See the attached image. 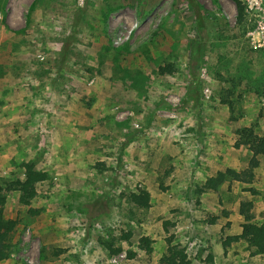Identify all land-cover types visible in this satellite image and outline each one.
Here are the masks:
<instances>
[{
    "label": "rangeland",
    "instance_id": "obj_1",
    "mask_svg": "<svg viewBox=\"0 0 264 264\" xmlns=\"http://www.w3.org/2000/svg\"><path fill=\"white\" fill-rule=\"evenodd\" d=\"M189 1L0 0V109L7 104L15 108L23 101L52 117L50 110L63 107L66 96L74 107L84 109L100 107L106 99L108 115L90 111L88 122L93 128L113 126L114 143L127 145L131 130L143 128L140 114L135 113L139 107L150 114L153 127H167L164 137L170 143L177 145L183 139L182 148L191 157L187 174L190 170L195 174L189 183L193 190L198 189L193 177L215 174L206 162L222 171L242 170L251 152L235 147L236 130L254 126L264 135V46L253 43L249 35L264 19V0L262 10L255 5L250 9V0H241V20L234 0H194L203 19L202 31ZM164 64H172L175 71L159 75L157 69ZM225 90L231 91L232 112L220 101L227 96ZM87 136L96 134L89 131ZM205 143L216 145L205 147ZM6 159L0 160V184L22 179V164L30 163L19 156ZM174 159L169 155L154 162L156 192L180 185L175 175L184 173L183 164ZM100 164H89L88 173L108 179L89 181L80 196L70 194L75 185L65 183V170L55 164L45 170L47 181L36 184L38 191L29 207L13 199L16 191L7 193L4 212L17 224L9 257L1 264H161L167 235L160 227L152 228L150 254L138 247L140 236L147 232L148 210L134 207L128 199L143 188L133 162L124 157L104 163L105 168ZM254 174L245 185L227 181V193L222 190L214 211L211 205L207 210L192 205L184 219L188 226L176 224L179 211L168 212L171 243L184 249L189 264H264V255L251 256L245 241L226 249L221 244L232 236L231 223L225 219L236 210L238 199L251 201L254 221L264 222V155L259 156ZM111 183L112 208L107 214L98 215L95 205L86 210L79 205L94 198L92 189L102 192ZM194 199L192 194L184 198ZM29 208L38 213L31 214ZM128 232L131 237L122 239ZM111 239L113 248L121 249L115 255L101 245ZM129 253L134 256L129 258Z\"/></svg>",
    "mask_w": 264,
    "mask_h": 264
},
{
    "label": "crops",
    "instance_id": "obj_2",
    "mask_svg": "<svg viewBox=\"0 0 264 264\" xmlns=\"http://www.w3.org/2000/svg\"><path fill=\"white\" fill-rule=\"evenodd\" d=\"M107 97H110V95ZM105 100L106 99H103L101 101L100 107L95 108L94 106L91 109H84L82 107H74L72 99L70 100L66 96L63 100V107L50 110L54 115L52 117H48L50 113L45 114L46 112L43 113V110H40L36 106L23 104V101L15 108L7 104L4 108L0 109V160L3 161L5 159V161H8L6 157L11 159L14 156H19V159H29L30 162H34L36 166L41 165V171L43 172L52 169L55 164L57 167L65 170V175L67 176L65 183L72 187L75 185L73 188H70V194L73 196L83 195L84 189L89 181L93 183L94 181L100 182L108 179L107 176L103 177L101 174H98V176H91L88 173V165L92 162L98 161L101 163L100 166L105 168L104 163L108 165L113 159L122 161L125 157L131 160L133 162L132 166L136 171L135 177L139 176L138 180H143L141 181L143 184L142 190L147 191L150 196L149 206L142 209L148 210L146 224L147 232L144 235L151 240L155 238L152 233V228L157 226L162 230V222L168 220L166 216L170 211H179L177 216H175V222L179 226H188L184 219L188 211L191 212L192 205L195 208L199 206L204 210H207L208 206L211 205L213 208L210 210L214 211V205L218 204L219 195H221L223 189H226L225 193H227L225 184L229 183H226V181L216 190L208 189L199 192L198 189H200L206 179L212 176V173L209 172L204 177L200 175H197L198 178L193 177L194 183L197 184L198 189L197 187L194 190L190 188L191 186L189 183L191 176L195 174L191 173V170L189 174H187V165L188 162L191 161V157L188 156L185 149L182 148L184 145L183 139L180 140V143L177 145L170 143L169 140L164 137L167 132V127H161L160 124L153 127L152 123L155 122L152 121L150 114L141 108L138 109L139 107L135 113L138 112L140 114L139 118L141 119L143 128L138 131L131 130L127 145H116L114 143L115 132L113 126H105L104 124L98 128H93L95 126L88 122V116H86L90 111L99 112L100 110H102L100 114L108 115L109 112L108 110L105 111L104 107ZM44 116L46 117L44 118ZM198 129L200 128L198 127ZM154 130H160L162 132L161 135L155 134ZM183 130L184 128L180 129V131ZM89 131H93L96 136L89 138L87 136ZM196 131L197 130H195V133ZM204 131H209V129L207 128ZM137 132L140 133L137 134ZM211 145H216V143H207V146ZM127 146L129 148H127ZM204 146L207 147L206 143ZM217 148L218 146L213 149L214 152L217 151ZM115 149L117 150L113 152ZM169 155L174 157L176 162H182L183 164L182 168L184 173L174 174L176 179L180 180V185H177V188H171L170 191L165 188V191L160 192L159 190L156 192L153 189V164L158 160L164 158L168 159ZM208 155L210 157L212 154L210 153ZM140 165H143V167L141 168ZM205 165L209 171H214V173L222 171L218 166H215L214 163L206 162ZM43 166L45 168H43ZM160 178L162 179V176H160ZM154 179H156V177ZM45 181H47V178L42 182ZM112 183L110 186L104 185L105 187L102 192L98 191L97 193L95 189H92L91 192L94 193V198L92 197L90 201L88 199L82 200L79 205L82 206L84 210H86L87 206L95 205L96 208H98V215L100 213H102V216L107 214L112 208L110 201L112 193L110 194L109 192ZM239 183L245 185L242 182ZM36 190L38 191V188H36ZM138 190L133 191V193H138ZM190 194L195 197L194 201L184 200L185 196ZM18 196V192L16 196H13V199H16L17 203H19ZM239 201L238 199V201L234 203L236 210L230 213L225 219V221L231 223L230 234L232 235H237L241 232L240 226L244 222L243 217L238 212ZM192 202H194V204H192ZM131 205L136 208H141L132 202ZM159 215H162V217L157 221ZM235 223H239L240 226L234 227ZM206 226L211 227V224H206ZM102 247L104 248V246ZM104 249L102 251H104ZM71 251L73 250L71 249Z\"/></svg>",
    "mask_w": 264,
    "mask_h": 264
},
{
    "label": "trees",
    "instance_id": "obj_3",
    "mask_svg": "<svg viewBox=\"0 0 264 264\" xmlns=\"http://www.w3.org/2000/svg\"><path fill=\"white\" fill-rule=\"evenodd\" d=\"M238 10V19L241 20L244 14V5L241 0H234ZM193 8L196 26L199 31L204 28L203 19L198 10V6L194 0L189 1ZM175 71L172 64H164L158 67L157 72L159 75H170ZM226 91V90H225ZM227 96L220 99L222 104H226L229 110L233 111V104L228 98L231 95V91L227 90ZM235 120L230 116V121ZM237 139L235 141V147L244 146L250 152L251 156L242 170H235L232 168H225L223 171H217L214 175L206 179L203 185L198 189L199 192L204 190L218 189L226 181H238L242 183H251L254 179V170L259 165V156L264 155V135H260L256 132L254 126H244L236 130ZM23 178H15L4 180L0 184V264L2 261L9 257L11 251V237L15 230L17 221L15 219L8 218L5 215V205L7 203V193L10 191L18 192V201L21 205L29 207L31 200L36 196V184L44 181L47 178V174L39 169H36L32 162L23 163ZM251 194H255L254 190H250ZM149 193L145 190H138V193H130L128 199L141 208H147L149 206ZM31 214H37L38 210H28ZM239 214L243 217L244 222L241 224V232L237 235L228 236L222 241L223 249L229 247L232 243L239 241H245L250 250L251 256L264 255V222L258 223L254 221V215L252 213L251 201H240ZM211 223V222H210ZM171 223L169 220L162 222V230L167 235L165 252L159 258L161 264H189V259L184 249L178 244H172L169 236V228ZM131 237V233L128 232L122 236V239L128 240ZM113 239L110 242L102 241L101 245L108 251L110 255H115L121 251V249L113 248ZM153 241L147 236H141L138 240V247L146 255L152 251L151 243ZM133 254H128L129 258H132ZM208 259L212 260V255H207Z\"/></svg>",
    "mask_w": 264,
    "mask_h": 264
},
{
    "label": "built area",
    "instance_id": "obj_4",
    "mask_svg": "<svg viewBox=\"0 0 264 264\" xmlns=\"http://www.w3.org/2000/svg\"><path fill=\"white\" fill-rule=\"evenodd\" d=\"M262 0H250L248 2V7L250 9L253 8V6L259 7L260 10H262V7H260V4ZM251 36V41L253 43H257L259 46H264V19L258 22L257 28L249 33Z\"/></svg>",
    "mask_w": 264,
    "mask_h": 264
}]
</instances>
